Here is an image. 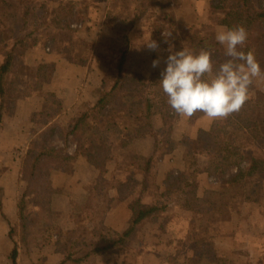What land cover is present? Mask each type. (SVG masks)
Returning <instances> with one entry per match:
<instances>
[{"label": "crops", "instance_id": "1", "mask_svg": "<svg viewBox=\"0 0 264 264\" xmlns=\"http://www.w3.org/2000/svg\"><path fill=\"white\" fill-rule=\"evenodd\" d=\"M50 1L46 0L45 5ZM68 1L82 3L85 0ZM153 1L142 9H138L133 0L89 1L88 9L80 10L84 17L78 23L65 28L50 26L42 29L36 34L38 47L21 59V90L14 100L12 112L0 115V264H13L11 252L14 245L10 230L19 223L18 200L27 186L18 161L35 145L40 151L42 135L51 125L56 129L70 130L82 117L90 127L101 131L110 124L112 162H125L124 170H127V163L155 155L157 142L163 141L160 146L166 145L161 133L158 141L150 133L137 135V131L144 127L143 118L127 116L116 106L120 103L117 99L134 101L141 85H150L156 78H161L160 73L166 67L165 60L169 55L160 39L166 29L163 28L167 21L165 15H169L180 29L206 25L208 5L207 0ZM118 2L121 6L126 3L131 6L116 8ZM137 13L139 17L135 19ZM118 21L119 27L116 25ZM150 37L159 45L156 51L149 50L144 44ZM156 59L160 63L153 68L152 61ZM43 66L45 68L40 72ZM252 86L264 90V78L255 80ZM37 89L55 99L54 109L47 120H40V114L34 115L40 105ZM196 118L179 117L174 131L187 139L189 156L194 153L207 162L205 169H208L217 148L211 146L208 131ZM49 143L64 147L57 135H53ZM66 153L72 157L70 167L65 171L55 170L50 176L53 186L61 189L53 194L51 207L59 216L57 226L54 225L69 231L73 226L62 218V213L68 215L67 209L73 208L74 211L86 207L96 178V167L89 151L78 149L72 136H69ZM158 155L159 152L156 158ZM236 171L234 168L231 173ZM239 220L237 215L235 223L238 224ZM262 221L264 212L256 224L260 227ZM259 230L255 233L254 252L250 244L244 243L246 239L239 238L237 246L240 250L247 247L249 262L257 254L254 264H264V232L261 234ZM237 234L238 237L244 235L242 232ZM25 248H19L16 264H58L62 259L55 253L31 254L32 249L26 251ZM111 251L98 255L97 264H106L105 255ZM130 254L129 259L121 264H143L145 259H137L138 254L144 258L143 252Z\"/></svg>", "mask_w": 264, "mask_h": 264}, {"label": "trees", "instance_id": "2", "mask_svg": "<svg viewBox=\"0 0 264 264\" xmlns=\"http://www.w3.org/2000/svg\"><path fill=\"white\" fill-rule=\"evenodd\" d=\"M89 1L95 0H85L82 3L63 2L59 9H47L48 18H44L43 13L38 14L40 12H38L39 7L36 4L31 5L26 0H0V115L4 112H12L14 100L21 90L20 61L31 50L38 47L39 38L36 37V34L50 26L65 28L70 27L71 24L78 23L84 17L80 10H87L90 4ZM133 1L137 2L138 9L145 8L154 2L153 0ZM207 5V24L197 25L185 30L189 32L187 34L188 37L192 39L195 37L196 43L192 44V47L211 49V59L218 66L225 59L223 46L218 42L205 43L208 38L205 30L210 28L212 22L214 23V26L211 28L213 34L225 28L243 25L248 31V40L243 50L245 52L252 51L260 64L264 62V0H207ZM75 6L78 9L75 10ZM40 8H45L44 2L40 5ZM31 16L33 17L32 23L29 20ZM137 17H139L138 13L135 15V19H138ZM40 18L41 21L38 22ZM164 18L167 20V23L171 22L168 24L169 29L181 30L174 24L173 19L169 15H165ZM9 22H12V24ZM30 23L33 24L31 30L28 29ZM20 24L21 27H19ZM163 28H166V24ZM176 40L177 38L172 36L169 38L168 43H165L163 40L162 42L168 48L169 44ZM123 55L124 52L121 58H123ZM43 68L45 67H41L40 72H42ZM159 80L160 78H156L150 85H141L137 99L134 101L126 100L125 98L117 99L120 103L116 104V106L129 117L139 115L143 118L144 127L140 131H137V135L150 133L157 138V141L160 133L166 136V142H164L166 144L165 148L161 149L160 147L163 141L157 142L156 153L158 154L159 152L160 154V152L164 151V154L168 157L162 179L164 186L158 189V191L161 188L163 189L159 196L162 195L161 198L164 199L170 194L171 190H174L181 184L185 185L183 183L188 179L186 178L187 175H185L184 169L187 139L174 131V124L178 122L179 116L167 104V97L159 86ZM250 88L252 89V86ZM36 91L38 97H40V105L38 113L34 115L40 114V120H47L54 109L55 99L40 89ZM108 96H110V93ZM260 104L264 107V100H261ZM252 108L254 106L252 105L251 98H249L238 113H234L227 119H224V122L211 119L203 126L208 131L210 139L218 137L219 141H221L216 143L217 151L210 163L209 175H214L218 171L225 173L231 167L237 168V171L231 174L229 179L225 180L227 182L225 184H234L238 179H242L243 176L253 174L264 163L263 160L255 157L244 158L241 155V143L235 142V137H237L235 133L252 138L264 136V133L261 131V125L256 120L248 117V110ZM196 119L198 122L202 121L200 118ZM110 128L112 129L110 124L103 131L90 127L85 122V118L82 117L70 130L56 129L52 125L45 130L40 141L41 149L39 154L31 161L27 187L18 200L19 221L24 220L26 203L32 202L36 208L35 217L37 218V226L43 228V233L47 235L48 241H51L56 234L61 235L62 232L52 222V214L54 212L51 207L53 194L59 192L61 189L53 186L50 180L51 173L55 170L65 171L72 163V157L66 153L69 136H72L76 141L78 149H87L89 151V157L95 164L97 174L104 172L109 163L113 161L110 139L112 130H109ZM228 132L232 134L230 138L226 139L225 136ZM53 135H57L63 141L64 147H54L49 143ZM156 154L150 158H139L129 164L127 163V169H132L135 166V168H138L147 175L156 165ZM243 162L248 163L245 168L241 167ZM192 176L194 175L192 174ZM154 177H156V173ZM144 180L146 181V178L143 177L142 181ZM135 182L136 178L134 176L128 177L127 182H125L126 190L123 199H131L128 204L130 212L128 227L120 233L115 230H109L111 234L108 237H103V244L92 248L84 256L74 257L73 255L77 252H74L73 248L69 249L68 252L65 250L58 264H81L92 255L97 257L114 248L121 247L136 235L138 227L145 220L154 216L158 218L162 213L167 211V205L161 202L144 205L141 202L142 200L135 195ZM147 184L146 182L141 183L140 188L143 192L148 189V187L145 188ZM223 187L216 186L215 189L221 191L220 188ZM225 189H228L227 186H225ZM10 237L14 245L11 252V260L13 264H16L19 246L17 240L14 239L12 228L10 230Z\"/></svg>", "mask_w": 264, "mask_h": 264}, {"label": "rangeland", "instance_id": "3", "mask_svg": "<svg viewBox=\"0 0 264 264\" xmlns=\"http://www.w3.org/2000/svg\"><path fill=\"white\" fill-rule=\"evenodd\" d=\"M26 2H30L31 5L36 4L39 7L38 12L40 13L38 14L43 13L46 18L47 9H59L63 2L75 1L51 0L45 5L46 9L40 8V5L43 2L45 4L46 0H26ZM56 5L58 6L55 8ZM130 6L131 3L121 6L118 2L116 8H129ZM29 20L32 23L33 17L31 16ZM40 21L41 18L38 22ZM9 23L12 24V22ZM31 23L29 30L33 28ZM170 23L166 21L165 30L172 32V36L177 38L171 43L176 50H180L183 45L196 52L201 49L192 47V44L196 43L195 37L192 39L187 36L189 32L185 30L188 28L169 29L168 24ZM212 24L205 30V34L208 36L205 43L217 42L215 34L211 30L214 26L213 22ZM116 25L119 27L120 22L118 21ZM161 39L164 41V37ZM260 65L264 66V62ZM261 68L264 70V67ZM17 72L19 73L18 70ZM249 98H251L254 108L248 110V117L256 120L264 133V107L260 104L261 100H264V90L252 86V89H249ZM195 116L202 119L201 127L211 120L200 112H197ZM221 121L224 122V119ZM231 134L230 132L226 133L225 138H230ZM235 134L237 136L235 142L241 143V155L244 158L255 157L264 161V136L252 138L244 137L239 133ZM163 137L166 139L165 135ZM210 140L211 146L216 148V143L221 142L218 137ZM160 147L163 149L165 145ZM188 151L187 147L184 169L188 179L183 183L185 185L181 184L171 190L166 198L162 199V195L159 196L162 188L158 191L160 187L164 186L162 179L168 160L164 151L160 152L156 158L155 167L147 175L135 166L132 169L124 170L125 162L114 161L109 163L106 170L100 174H97L96 169V178L93 181L91 196H89L86 207L74 211L71 210L73 208L67 209L68 215L62 213V218L71 222L73 226L71 230L65 231L58 227L61 229H59L62 232L61 235L56 234L51 241H48L47 235L43 233V228L37 226L34 203L28 202L25 205L24 220L19 221L13 228L14 239L17 240L20 249L26 247V251H28L31 248L33 252L31 254L55 253L62 258L65 250L68 252L73 248L74 252H77L73 255L74 257L84 256L92 248L103 244V237H108L111 234L109 230L120 233L128 227L130 214L128 204L131 199L123 198L126 190L125 182L128 177L134 176L136 178L135 195L142 200L144 205L161 202L167 205L168 209L158 218L154 216L145 220L130 241L125 242L126 244L121 247L114 248L110 254H106V264H121L123 260L129 259L130 252L137 253V251L145 254L144 258L139 254L137 258L138 261L145 259L142 261L143 264L144 262L145 264H254L257 254H254L249 262L246 259L247 247L240 250L237 246L240 239H246L247 241L244 243L250 244L254 252L255 233L259 229L261 234L264 232V222H261L260 227L256 224L264 212V163L253 174L243 176L234 184H225L227 183L225 180L229 179L235 167H231L225 173L218 171L214 175H209V168L205 169V164L208 165L207 162L197 158L194 153L189 156ZM27 152L18 161L26 182L31 169V161L37 157L39 149L35 145ZM247 165V162H243L241 167L245 168ZM155 173L156 177H154ZM143 177L146 178V181H142ZM142 182L148 183L145 186V188L148 187L145 192L140 188ZM216 186L224 187L219 191L215 189ZM225 186L228 189H225ZM53 212L52 222L56 225L59 216L55 211ZM237 215L240 219L237 221L238 224L235 223ZM251 221L254 224H250ZM239 232L244 235L239 234L238 237L237 233ZM81 264H97L96 256L92 255Z\"/></svg>", "mask_w": 264, "mask_h": 264}, {"label": "clouds", "instance_id": "4", "mask_svg": "<svg viewBox=\"0 0 264 264\" xmlns=\"http://www.w3.org/2000/svg\"><path fill=\"white\" fill-rule=\"evenodd\" d=\"M168 43L172 32H162ZM215 40L223 46L225 59L216 66L211 49L198 52L183 47L167 49L166 67L160 73L159 86L167 97V104L179 117L191 118L197 112L212 120L227 119L238 113L249 99V89L257 79L264 78V70L252 51L243 49L248 31L243 25L219 30ZM145 46L152 51L158 43L148 39ZM159 59L152 61L156 68Z\"/></svg>", "mask_w": 264, "mask_h": 264}]
</instances>
